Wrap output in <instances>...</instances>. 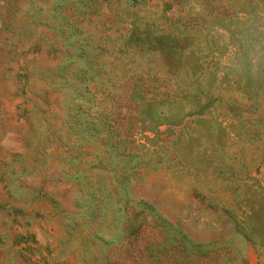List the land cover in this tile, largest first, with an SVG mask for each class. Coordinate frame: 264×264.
Instances as JSON below:
<instances>
[{"label":"rangeland","instance_id":"obj_1","mask_svg":"<svg viewBox=\"0 0 264 264\" xmlns=\"http://www.w3.org/2000/svg\"><path fill=\"white\" fill-rule=\"evenodd\" d=\"M0 264H264V0H0Z\"/></svg>","mask_w":264,"mask_h":264}]
</instances>
